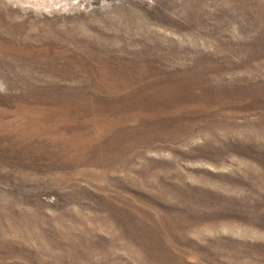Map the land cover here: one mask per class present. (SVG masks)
<instances>
[{
	"label": "rangeland",
	"instance_id": "rangeland-1",
	"mask_svg": "<svg viewBox=\"0 0 264 264\" xmlns=\"http://www.w3.org/2000/svg\"><path fill=\"white\" fill-rule=\"evenodd\" d=\"M0 264H264V0H0Z\"/></svg>",
	"mask_w": 264,
	"mask_h": 264
}]
</instances>
